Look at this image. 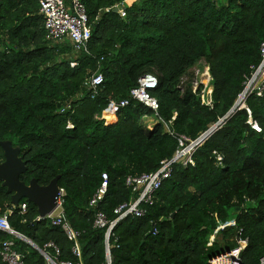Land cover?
Segmentation results:
<instances>
[{
    "label": "trees",
    "instance_id": "trees-1",
    "mask_svg": "<svg viewBox=\"0 0 264 264\" xmlns=\"http://www.w3.org/2000/svg\"><path fill=\"white\" fill-rule=\"evenodd\" d=\"M82 2L91 30L86 50L67 38L46 37L38 0H0V143L9 140L19 148L25 183L34 178L46 185L59 176L62 207L80 233L84 264H104L105 228L93 226L95 214L114 219V210L137 196L125 185L128 175L155 171L177 150V136L197 138L235 104L251 66L261 61L264 0ZM201 62L211 68L212 108L190 84L180 85ZM98 72L103 82L93 94L85 82ZM146 73L157 77L149 88L156 111L130 97ZM122 99L128 104L111 109ZM245 103L260 130L248 123L244 108L237 109L203 140L194 164L175 165L153 203L140 205L144 213L130 214L113 227L112 264H210V257L236 246L238 237L247 238L241 261L259 264L264 257V94H251ZM146 117L154 124H146ZM102 173L108 177L106 193L90 205ZM11 195L0 182V216L7 214L11 228L37 248L3 230L0 245L12 240L24 264H49L40 250L56 262L71 259L63 230L38 218L31 201L23 197L14 204ZM49 242L59 248L58 255ZM0 264H7L1 256Z\"/></svg>",
    "mask_w": 264,
    "mask_h": 264
},
{
    "label": "built area",
    "instance_id": "built-area-1",
    "mask_svg": "<svg viewBox=\"0 0 264 264\" xmlns=\"http://www.w3.org/2000/svg\"><path fill=\"white\" fill-rule=\"evenodd\" d=\"M133 1L134 0H131L129 2L128 0H124L127 5L131 4ZM38 2L40 6L39 11L42 14L44 20L46 37L50 40L55 41L67 38L74 44L77 49L82 48L86 50L87 41L90 38L91 30L88 25V17L82 0H38ZM118 13L122 17L126 14L125 10L121 7H118ZM260 53L261 61L256 66H251V72L245 77L243 89L237 99L238 105L234 110L235 112L237 109L244 108L249 114L248 123L256 130H260V127L258 126L256 121H253L250 118V110L246 106L245 101L251 94H255L256 96H262L264 94V42L260 46ZM71 65H76V62H71ZM189 76H191V90L200 97L202 104H204L208 108H212L213 86L211 82L212 76L210 66L205 62H201L193 67ZM102 82L103 74L101 72H98L90 76L89 79L86 80L85 84L92 90V93L94 94L96 93L98 86ZM156 83L157 77L154 74L146 73L142 75L138 79V85L130 90V97L132 99L139 100L144 105L156 111V109L158 108V102L156 98L149 93V88L154 87ZM128 101L129 99H122L118 102L113 101L111 109L115 110L119 106H124L128 104ZM63 110L64 109H61V111ZM72 126V122L68 120L67 127ZM170 133L174 135V133ZM211 134L203 136L202 133L195 139H189L183 135L177 136V150L171 158L162 160L160 166L155 171L144 172L139 175H128L125 178V185L130 187L132 192L136 193L137 196L129 202H124L123 204L119 205L114 210L117 215L114 219L109 220L107 216L102 212H97L95 214L93 226L97 228H105L104 243L106 251V261L104 264H112L109 239L112 234V229L116 225V223L130 214L141 216L144 211L140 207V205L142 203H153L158 188L161 186L163 180L170 176L175 165L187 166L189 164H194V152L201 145L203 140ZM107 180V174L102 173L101 184L91 196L89 200L90 205H95L98 200L103 198L107 190ZM63 195L64 190L59 186L56 206L45 217H41L40 215H38V218L49 219L50 223L53 226L60 227L63 230L67 240L71 243L70 250L72 258L69 260L56 262L44 250H41L43 252L42 255L49 264H84L79 244L80 233L78 230L74 229L71 226L65 216L62 207ZM20 207L24 209L26 205L22 203ZM231 223H233V221L220 224L217 227V230L222 229L226 225H229ZM0 230L15 235V231L9 225L7 214H2L0 216ZM246 243L247 238L238 237L236 246L230 249L223 250L222 252L210 257L208 262L210 264H244L241 261L240 254L244 249ZM46 246L52 247L56 255L60 253L59 248L52 242L47 243ZM0 256L1 259L7 264H24V259L20 255V253H18L14 249V243L12 240H6L1 243ZM259 264H264V257H261L259 259Z\"/></svg>",
    "mask_w": 264,
    "mask_h": 264
},
{
    "label": "water",
    "instance_id": "water-1",
    "mask_svg": "<svg viewBox=\"0 0 264 264\" xmlns=\"http://www.w3.org/2000/svg\"><path fill=\"white\" fill-rule=\"evenodd\" d=\"M113 9L114 11H118V7H114ZM237 105L238 100L223 117L218 119L217 122L209 126V128L203 132V136L209 135L218 129L225 119L234 112ZM0 144L4 153V160L0 162L1 185L5 186L7 190L12 193L11 201L14 204H18L19 200L25 197L37 206L38 214L41 217H45L56 206L57 193L59 191V176L53 178L46 185H39L34 178H32L29 183H25L20 179V175L25 172L26 163L19 156V148L14 147L12 142L9 140L2 141ZM14 234L28 244L36 247V245L23 234H20L16 231ZM40 252L43 254L41 250Z\"/></svg>",
    "mask_w": 264,
    "mask_h": 264
},
{
    "label": "rangeland",
    "instance_id": "rangeland-1",
    "mask_svg": "<svg viewBox=\"0 0 264 264\" xmlns=\"http://www.w3.org/2000/svg\"><path fill=\"white\" fill-rule=\"evenodd\" d=\"M183 78H181L180 80V85L185 87L186 84H190V81H191V76H189V74L187 75H184L182 76ZM145 123L148 124V125H151V124H154L155 120L153 118H150V117H146L145 119ZM213 239V235L210 237V240Z\"/></svg>",
    "mask_w": 264,
    "mask_h": 264
},
{
    "label": "crops",
    "instance_id": "crops-1",
    "mask_svg": "<svg viewBox=\"0 0 264 264\" xmlns=\"http://www.w3.org/2000/svg\"><path fill=\"white\" fill-rule=\"evenodd\" d=\"M196 65H197V64H196ZM194 66H195V65H194ZM194 66H193V67H194ZM193 67H191V68L189 69V70H190V72H189V75H190V73H191V71H192Z\"/></svg>",
    "mask_w": 264,
    "mask_h": 264
},
{
    "label": "bare ground",
    "instance_id": "bare-ground-1",
    "mask_svg": "<svg viewBox=\"0 0 264 264\" xmlns=\"http://www.w3.org/2000/svg\"><path fill=\"white\" fill-rule=\"evenodd\" d=\"M129 2L131 1V0H128Z\"/></svg>",
    "mask_w": 264,
    "mask_h": 264
}]
</instances>
